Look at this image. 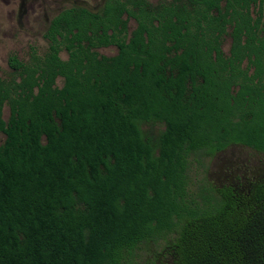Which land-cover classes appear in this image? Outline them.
<instances>
[{
    "label": "trees",
    "instance_id": "obj_1",
    "mask_svg": "<svg viewBox=\"0 0 264 264\" xmlns=\"http://www.w3.org/2000/svg\"><path fill=\"white\" fill-rule=\"evenodd\" d=\"M44 37L0 80V264H121L171 234L161 264H264V179L197 199L187 176L192 156H264V0H107ZM143 123L163 125L154 145Z\"/></svg>",
    "mask_w": 264,
    "mask_h": 264
},
{
    "label": "rangeland",
    "instance_id": "obj_2",
    "mask_svg": "<svg viewBox=\"0 0 264 264\" xmlns=\"http://www.w3.org/2000/svg\"><path fill=\"white\" fill-rule=\"evenodd\" d=\"M107 0H0V80L5 85L18 84L20 78L8 65L10 58L27 65L32 57L43 58L48 43L45 34L51 20L60 12L70 8L86 9L100 13ZM152 8L174 3L181 7L186 0H145ZM125 19V17H124ZM136 24L127 22V36L130 38ZM230 38L223 39L221 50L225 57L229 55ZM99 57L112 58L117 54L113 47L95 51ZM61 61L68 59L66 52L59 54ZM64 81L58 78L55 88L61 89ZM9 108L4 105L1 119L7 122ZM145 140L152 145L163 132L162 124H140ZM0 133V146L4 143ZM189 190L199 199L210 189L223 186L243 187L250 181L264 179V156L240 146H231L213 157H190L187 169ZM173 234L141 242L131 254H124L121 264H161L167 244Z\"/></svg>",
    "mask_w": 264,
    "mask_h": 264
}]
</instances>
